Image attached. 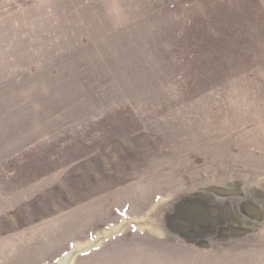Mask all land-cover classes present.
I'll return each mask as SVG.
<instances>
[{
  "label": "rangeland",
  "instance_id": "374dc122",
  "mask_svg": "<svg viewBox=\"0 0 264 264\" xmlns=\"http://www.w3.org/2000/svg\"><path fill=\"white\" fill-rule=\"evenodd\" d=\"M80 245L264 264V0H0V264Z\"/></svg>",
  "mask_w": 264,
  "mask_h": 264
},
{
  "label": "water",
  "instance_id": "95a60500",
  "mask_svg": "<svg viewBox=\"0 0 264 264\" xmlns=\"http://www.w3.org/2000/svg\"><path fill=\"white\" fill-rule=\"evenodd\" d=\"M89 246L85 247L84 250L80 249V250H76L74 247L72 248V250L63 255L58 261L57 264H64L65 262H67V260H69L71 263L73 262L74 258L78 255V252H82L85 251ZM82 250V251H81Z\"/></svg>",
  "mask_w": 264,
  "mask_h": 264
},
{
  "label": "bare ground",
  "instance_id": "6f19581e",
  "mask_svg": "<svg viewBox=\"0 0 264 264\" xmlns=\"http://www.w3.org/2000/svg\"><path fill=\"white\" fill-rule=\"evenodd\" d=\"M86 245H87V244H86ZM90 245H91V244H90ZM88 246H89V245H88ZM78 247H80V249H81L83 246L80 245V246H78ZM78 247H77V248H78ZM86 247H87V246H86ZM83 250H84V249H83ZM81 251H82V250H81ZM70 263H71V262H70L69 260H67V262H65L64 264H70Z\"/></svg>",
  "mask_w": 264,
  "mask_h": 264
},
{
  "label": "crops",
  "instance_id": "0c3cea01",
  "mask_svg": "<svg viewBox=\"0 0 264 264\" xmlns=\"http://www.w3.org/2000/svg\"><path fill=\"white\" fill-rule=\"evenodd\" d=\"M195 212H197V211H195Z\"/></svg>",
  "mask_w": 264,
  "mask_h": 264
}]
</instances>
